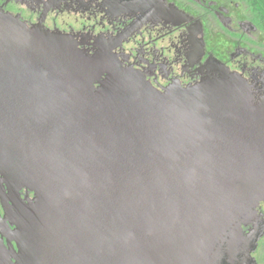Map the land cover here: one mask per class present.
<instances>
[{
    "label": "water",
    "instance_id": "1",
    "mask_svg": "<svg viewBox=\"0 0 264 264\" xmlns=\"http://www.w3.org/2000/svg\"><path fill=\"white\" fill-rule=\"evenodd\" d=\"M178 25L163 0H105ZM86 44L92 47H87ZM112 40L0 10V264H240L264 200V72L157 88Z\"/></svg>",
    "mask_w": 264,
    "mask_h": 264
},
{
    "label": "flooded vegetation",
    "instance_id": "2",
    "mask_svg": "<svg viewBox=\"0 0 264 264\" xmlns=\"http://www.w3.org/2000/svg\"><path fill=\"white\" fill-rule=\"evenodd\" d=\"M163 1L185 14V20L175 25L105 0H0V10L28 25L76 34L90 43L112 40L123 64L157 88L195 83L213 60L250 80L264 72V31L245 0ZM18 194L25 198L24 189L16 192L0 175V239L15 250V224L6 211ZM241 232L254 236L256 243L240 264H264V200Z\"/></svg>",
    "mask_w": 264,
    "mask_h": 264
},
{
    "label": "trees",
    "instance_id": "3",
    "mask_svg": "<svg viewBox=\"0 0 264 264\" xmlns=\"http://www.w3.org/2000/svg\"><path fill=\"white\" fill-rule=\"evenodd\" d=\"M248 7L257 16L258 23L264 31V0H245Z\"/></svg>",
    "mask_w": 264,
    "mask_h": 264
}]
</instances>
